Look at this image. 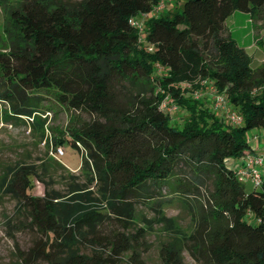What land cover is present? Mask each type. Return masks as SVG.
Listing matches in <instances>:
<instances>
[{"label":"trees","instance_id":"obj_1","mask_svg":"<svg viewBox=\"0 0 264 264\" xmlns=\"http://www.w3.org/2000/svg\"><path fill=\"white\" fill-rule=\"evenodd\" d=\"M160 2L0 0L2 118L82 159L79 174L49 155L3 172V192L38 235L19 264H147L154 223L155 264H185L184 253L197 264H264V172L247 189L228 162L259 155L249 134L264 130V62L253 67L225 26L235 11L264 21V0H176L153 14ZM207 86L211 99L195 97ZM217 94L240 124L218 115ZM166 99L184 112L180 122ZM54 105L88 119L50 127L48 139L42 114ZM58 172L66 193L50 188ZM34 180L43 195L31 192ZM173 201L188 226L166 215Z\"/></svg>","mask_w":264,"mask_h":264},{"label":"rangeland","instance_id":"obj_2","mask_svg":"<svg viewBox=\"0 0 264 264\" xmlns=\"http://www.w3.org/2000/svg\"><path fill=\"white\" fill-rule=\"evenodd\" d=\"M182 2L184 0H181ZM176 3L174 0H161L158 8L153 10V14H157L162 10L171 9ZM2 22V14L0 13V25ZM226 28L230 31L232 37L236 40L239 46L245 47L252 58V65L258 66L264 62V21H257L254 25L251 23L248 14L235 11L225 21ZM2 38L0 30V39ZM204 84V82H202ZM207 85V83H205ZM207 90L202 88L195 93L198 97L208 96L213 97V89L207 86ZM47 101H49L47 99ZM211 101V100H210ZM212 107L215 108V102L211 101ZM165 112H167L173 123H178L182 120L184 112L170 105L169 99H166L162 104ZM5 106L0 102V182L3 172L8 166H15L18 164L35 163L40 164L46 156H52L60 161L66 168L74 173L79 174V167L81 164L80 152L67 145L62 146L64 153L55 157L52 147H47L39 133V129H34L32 126L23 123H5L2 118ZM218 115L227 117L230 112H234L231 106L226 104L225 108L217 109ZM46 117L47 128L46 136L48 139L52 137V132L48 128H65L68 122L84 121L88 119V114L85 112H71L63 110L57 106H53L51 111L42 114ZM250 132L249 138L251 142L258 141L259 138L252 136ZM264 166V165H262ZM261 166V167H262ZM53 181L49 183L50 188L66 193V185L64 179L59 177V172ZM247 189L250 188L249 183H245ZM31 192L34 195L44 194V185L38 181H33V189ZM169 198L171 195H165ZM140 212L144 213L147 218L154 216V211L140 206ZM167 216H174L176 214L180 217V222L183 226L189 225V216L186 211L180 210L178 203L173 201L164 206ZM142 222L138 221L136 226H141ZM36 230L29 224L28 211L23 209L19 201L10 195L3 192V187L0 186V264H19L22 260L24 252L32 245L37 237ZM162 237L161 228L159 224L154 223L152 229L146 234L145 240L148 242L147 248L143 251L142 257L147 264H155L157 260V240ZM185 264H197L191 257L184 253ZM35 264H45L38 262Z\"/></svg>","mask_w":264,"mask_h":264},{"label":"built area","instance_id":"obj_3","mask_svg":"<svg viewBox=\"0 0 264 264\" xmlns=\"http://www.w3.org/2000/svg\"><path fill=\"white\" fill-rule=\"evenodd\" d=\"M158 6L155 8L157 9ZM154 9V10H155ZM133 24L141 29V25L138 21H133ZM195 97H198L197 93H194ZM215 108L222 109L226 107V99L223 95L217 94L214 99ZM229 120L233 124H240L242 122V117L235 113L230 112L228 114ZM64 153L62 147H57L54 151V156H60ZM264 165V156L249 154L243 158V166L237 168L236 175L238 179L242 182L250 181L255 187H259L262 183V175L260 167Z\"/></svg>","mask_w":264,"mask_h":264},{"label":"crops","instance_id":"obj_4","mask_svg":"<svg viewBox=\"0 0 264 264\" xmlns=\"http://www.w3.org/2000/svg\"><path fill=\"white\" fill-rule=\"evenodd\" d=\"M175 1L176 0H174V2ZM252 136H255L257 138L260 137V139H258V141H254V142L252 141L251 142L253 153L264 156V130H254L252 133ZM228 162H229L230 166H232L234 168H239V167L243 166V159H229ZM260 171L264 172V166L260 167ZM245 183H249L250 188L252 187L250 181H246Z\"/></svg>","mask_w":264,"mask_h":264}]
</instances>
